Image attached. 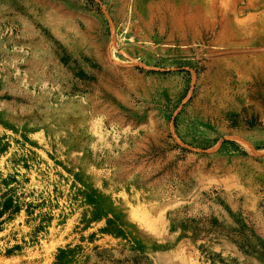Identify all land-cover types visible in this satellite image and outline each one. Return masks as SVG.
<instances>
[{
  "label": "rangeland",
  "instance_id": "obj_1",
  "mask_svg": "<svg viewBox=\"0 0 264 264\" xmlns=\"http://www.w3.org/2000/svg\"><path fill=\"white\" fill-rule=\"evenodd\" d=\"M0 264H264V0H0Z\"/></svg>",
  "mask_w": 264,
  "mask_h": 264
},
{
  "label": "trees",
  "instance_id": "obj_2",
  "mask_svg": "<svg viewBox=\"0 0 264 264\" xmlns=\"http://www.w3.org/2000/svg\"><path fill=\"white\" fill-rule=\"evenodd\" d=\"M0 217H1V215H0Z\"/></svg>",
  "mask_w": 264,
  "mask_h": 264
}]
</instances>
